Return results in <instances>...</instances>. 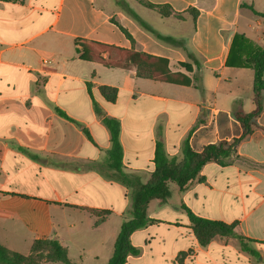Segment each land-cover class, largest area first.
<instances>
[{
	"label": "crops",
	"instance_id": "crops-1",
	"mask_svg": "<svg viewBox=\"0 0 264 264\" xmlns=\"http://www.w3.org/2000/svg\"><path fill=\"white\" fill-rule=\"evenodd\" d=\"M147 4L169 6L170 13ZM140 8L187 31L163 29ZM252 9L263 13L264 0H0V245L29 256L35 242L54 239L73 264H108L123 222L132 218L134 189L114 179L104 119L120 121L122 170L142 184L155 170L159 141L181 161L187 138L195 151L239 139L233 111L238 102L246 113L255 109L254 71L226 63L236 34L264 47V19ZM136 17L182 45L159 40ZM75 39L166 59L193 86L83 61ZM198 75L203 93L194 87ZM104 86L118 90L114 103L102 96ZM146 117L151 124L142 135ZM257 124L223 163L203 167L202 180L184 191L169 182V199L150 202L153 221L132 234L139 254L125 264H264V111ZM187 210L235 225L255 253L232 236L202 246Z\"/></svg>",
	"mask_w": 264,
	"mask_h": 264
},
{
	"label": "trees",
	"instance_id": "trees-1",
	"mask_svg": "<svg viewBox=\"0 0 264 264\" xmlns=\"http://www.w3.org/2000/svg\"><path fill=\"white\" fill-rule=\"evenodd\" d=\"M147 6L159 10L163 16H167L170 13L169 6L150 4H147ZM253 12L264 19V12L258 13L254 10ZM136 18L147 31L154 34L159 40L182 45L181 41L159 35L141 19ZM74 44L80 54L79 58L83 61L96 62L119 69L136 68L144 78L174 85L193 86L192 79L187 75L171 72L169 62L166 59L85 39H75ZM105 55L107 56L105 57ZM226 64L228 67L233 68L252 69L255 73V109L250 113H246L241 103L238 102L233 111L235 119L239 121L243 130L241 137L229 142L222 141L216 144H210L204 147L202 151H195L190 146L189 138H187L183 143V159L181 161L177 158H169L166 154L164 144L159 141L156 144L154 157L155 170L152 173L151 179L146 184H142L139 178H134L123 172V146L120 140V121L112 118L104 119V123L111 135L112 147L108 152V163L110 168L114 170V179L134 189L132 218L123 222L114 245L113 255L108 264H125L129 256H137L139 254V250L131 242V236L135 231L145 228L153 221L149 218L148 214L151 201L159 200L164 203L169 199V182L176 183L183 191L186 190L195 180H202L199 178V175L206 164L211 162L223 163L222 160L228 157L242 141L250 137L258 127L257 120L264 111V47L259 46L243 34H236ZM180 66L185 68L188 73H192L193 71L189 64L181 63ZM194 87L202 93L204 92L202 80L199 75L196 77ZM88 91L92 96L90 85H88ZM100 92L105 100L110 103H114L117 100L118 90L116 88L104 86L100 88ZM94 106L98 110L95 102ZM61 113L70 119L64 112ZM85 132L88 135V132ZM187 211L195 234L202 246L208 245L216 236H232L239 240L243 250L255 253L249 248L247 239L235 233V225H228L220 221L197 217L189 210ZM90 212L95 216L101 217L109 214V212L105 211L99 212L91 210ZM43 244L50 247L53 261L62 264H73L68 257L67 250L59 241L54 239L35 242L32 254L38 246ZM31 255L24 256L20 253L9 251L0 245V264H25Z\"/></svg>",
	"mask_w": 264,
	"mask_h": 264
},
{
	"label": "rangeland",
	"instance_id": "rangeland-1",
	"mask_svg": "<svg viewBox=\"0 0 264 264\" xmlns=\"http://www.w3.org/2000/svg\"><path fill=\"white\" fill-rule=\"evenodd\" d=\"M140 12L143 14V16H146V17H154V19L157 21V24L159 27L163 28V29H166V30H169L175 34H178L179 32H186L184 30V26L183 25H175L176 27H173L171 24L173 22H160L161 18L158 16L157 13L153 12V11H150L148 9H145V8H140ZM155 21V22H156ZM160 22V23H159ZM253 76H254V79H255V74L253 73ZM126 126L129 124V121H126L124 123ZM150 124H151V121H150V118L149 117H146L140 127H141V132H142V135L145 133V131L147 129H149L150 127ZM142 143L144 144V147L147 148V145H148V138H145V139H142L141 140ZM128 151L129 152H132L134 150V147L136 146L134 143H131L129 142L128 144ZM146 151V150H145ZM68 221L70 223L74 222V217L70 216ZM22 251H24L23 254H28L30 252V249H28L26 247V245L24 244L22 246ZM30 259L25 263V264H62V263H59V262H55L52 260L51 258V249L48 245H40L38 246L35 251L33 252V254L31 255V257H29Z\"/></svg>",
	"mask_w": 264,
	"mask_h": 264
}]
</instances>
